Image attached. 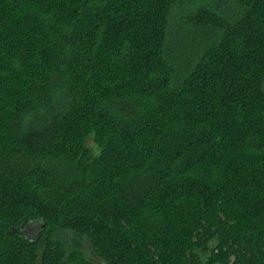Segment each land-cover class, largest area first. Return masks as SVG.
Segmentation results:
<instances>
[{
    "label": "trees",
    "instance_id": "1",
    "mask_svg": "<svg viewBox=\"0 0 264 264\" xmlns=\"http://www.w3.org/2000/svg\"><path fill=\"white\" fill-rule=\"evenodd\" d=\"M59 231L264 264V0H0V264H90Z\"/></svg>",
    "mask_w": 264,
    "mask_h": 264
},
{
    "label": "rangeland",
    "instance_id": "2",
    "mask_svg": "<svg viewBox=\"0 0 264 264\" xmlns=\"http://www.w3.org/2000/svg\"><path fill=\"white\" fill-rule=\"evenodd\" d=\"M89 144H91V141L89 142ZM40 230L41 229L38 222H31L22 231L26 238L36 239L40 233ZM56 237L60 241H63L69 250H79L80 252H82L84 257L90 262V264H104L99 258L95 256L87 239L73 237L71 233L65 231L57 232Z\"/></svg>",
    "mask_w": 264,
    "mask_h": 264
}]
</instances>
